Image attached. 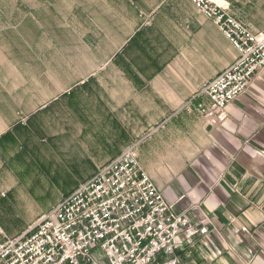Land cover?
I'll return each mask as SVG.
<instances>
[{
    "label": "crops",
    "instance_id": "crops-1",
    "mask_svg": "<svg viewBox=\"0 0 264 264\" xmlns=\"http://www.w3.org/2000/svg\"><path fill=\"white\" fill-rule=\"evenodd\" d=\"M215 1L264 29V0ZM22 6L0 0V201L21 193L35 222L137 144L190 218L182 264H264V68L210 124L182 105L239 53L192 0H54L47 71L11 60L10 46H28Z\"/></svg>",
    "mask_w": 264,
    "mask_h": 264
},
{
    "label": "built area",
    "instance_id": "built-area-1",
    "mask_svg": "<svg viewBox=\"0 0 264 264\" xmlns=\"http://www.w3.org/2000/svg\"><path fill=\"white\" fill-rule=\"evenodd\" d=\"M192 1L239 53L182 105L215 125L264 68V29L250 30L215 0ZM204 95L208 101L200 100ZM189 225L143 169L135 144L26 231L10 235L0 223V264H182L179 236Z\"/></svg>",
    "mask_w": 264,
    "mask_h": 264
},
{
    "label": "rangeland",
    "instance_id": "rangeland-1",
    "mask_svg": "<svg viewBox=\"0 0 264 264\" xmlns=\"http://www.w3.org/2000/svg\"><path fill=\"white\" fill-rule=\"evenodd\" d=\"M21 1L24 5L22 7L26 12V16H28L25 30L28 46L26 47V52L20 46H10V51L14 55L11 60H18L21 68L28 71L52 70L54 69V0ZM14 3L15 0H12V5ZM35 9H37L36 13ZM23 25L18 24L17 30ZM19 36L22 37L17 31L13 32L12 30V42L17 41ZM25 53L27 61H22L21 58ZM19 194L21 193L17 191L12 192L11 195L15 200L10 201L7 197L6 201H0V214L2 219L7 221L2 226L10 235L29 228L34 222L29 224V216L30 212L36 209H29L23 197L18 201Z\"/></svg>",
    "mask_w": 264,
    "mask_h": 264
}]
</instances>
